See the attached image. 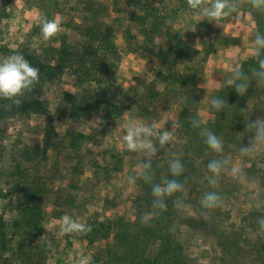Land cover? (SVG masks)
Wrapping results in <instances>:
<instances>
[{
  "label": "rangeland",
  "instance_id": "obj_1",
  "mask_svg": "<svg viewBox=\"0 0 264 264\" xmlns=\"http://www.w3.org/2000/svg\"><path fill=\"white\" fill-rule=\"evenodd\" d=\"M94 1L106 7L102 30L110 36L119 55V61L113 62L114 65L108 62L107 74L123 90L136 89L138 83L150 82L157 71L163 70L162 65L146 51H143L145 56H140L128 48L131 37H139L129 21L127 0ZM203 2L210 4L212 0ZM82 3L84 0H0V47L9 51L6 55L2 53L0 59L19 52L31 64H56L55 54H46L47 57L45 51H55L62 44L75 46L80 43L82 36L78 25L86 14ZM231 3L237 11L222 19L209 20L211 30L203 42L195 34L197 26L208 21L202 16L181 11L173 25V30L179 32L192 48L193 56L186 65L202 66V72L196 78L197 115L204 124L213 120L209 112L212 100L220 89L230 84L233 69L253 56L251 48L258 31L257 16L247 7ZM260 12L257 10L256 14ZM53 20L59 23V30L46 39L42 25ZM166 22L172 28V17ZM157 43L164 50L169 48L165 42L157 40ZM37 84L26 93L42 102L45 110L41 115L26 116L12 110V104L7 108L0 101V215L5 221L9 241V251L4 257L9 264H80L82 258H88L90 264H104L109 261L107 255L98 254L107 242L96 238L98 235L90 231L65 232L62 217L68 215L77 223L91 227L98 223L109 225L118 219L123 222L133 220V202L138 194H145L139 165L150 160L151 172H159L161 163H157V159L163 154L169 156L172 144L164 148L156 145L155 157L128 151L122 137L126 135L127 126L140 119L139 112L135 107L122 106L111 97L106 84L85 82L77 86L76 78L68 68L62 69L56 79ZM66 94L85 103H95V108L70 116L64 109ZM105 99L116 103L110 106L113 112L105 111ZM180 111V105L170 101L158 118L144 122L156 124L160 131L172 130L173 135L182 137L184 143L185 137L177 133V127L173 128ZM68 131L88 137L86 146H82L77 154L69 153L65 144H62L65 147L59 145ZM34 149L37 156L32 155ZM249 165L236 154L229 157L221 170L226 179L221 181L219 189L225 194L222 210L226 213L228 229H238L243 223L242 218L259 207V193L264 186L260 189L253 180L238 179ZM16 166L22 173H16ZM129 177H135L134 184L129 183ZM228 182L235 186L225 185ZM26 183L29 187H42L43 194L39 196L41 215L33 222L28 221L23 212L20 190ZM236 188L239 196L233 195ZM188 189L189 186L183 193ZM146 196H153L152 192ZM154 199L149 202L153 203ZM185 207L186 215L197 216L194 207ZM181 228L182 232L173 240L182 244L183 253L188 258L198 264H209L220 257V249L213 238Z\"/></svg>",
  "mask_w": 264,
  "mask_h": 264
},
{
  "label": "trees",
  "instance_id": "obj_2",
  "mask_svg": "<svg viewBox=\"0 0 264 264\" xmlns=\"http://www.w3.org/2000/svg\"><path fill=\"white\" fill-rule=\"evenodd\" d=\"M231 1L236 2L237 7L250 9L252 14L257 16L258 31L264 33V15H261L264 11L257 15V10L251 7V0ZM156 2L127 0V6L130 9L129 21L135 26L139 37V39L131 37L132 41L128 48L134 53H139L140 56H145L143 51H146L147 55L154 56L162 65L163 70L157 71L155 78L150 82L144 85L138 83L136 89L125 90L115 84L107 71L110 64L119 61V55L110 36L102 30L103 13L106 7L94 0H84L82 8L86 14L81 17L78 25L82 36L80 43L75 46L62 44L55 51H45V55L48 56L55 54L56 64L33 63V66L40 69V77L29 89L36 88L38 82L45 83L56 79L62 69L68 68L72 70L77 86L85 82L106 84L111 97L124 107H135L139 112V118L143 121L158 118L170 101L180 105L177 133L185 137V142H181L182 137L173 135L174 138L170 142L171 154L169 156L163 154L157 159V163H161L159 172H151L150 181L142 180L145 194H138L133 202L135 210L133 220L123 222L118 219L109 225L98 223L96 227L89 226L90 232L98 235L96 238L107 242L98 254L107 255L109 261L104 264H198L194 259L184 255L182 244L173 240L174 236L182 232V226L213 238L221 254L218 259L211 260L209 264H264V229L260 228L258 223L261 218H264V189H261L264 186V143L253 141L255 129L251 125L257 119L264 120V82L252 80L248 92L243 96L235 92L232 84L225 85L218 91L215 99L221 97L227 100L229 106L223 111H214L211 106L209 112L213 115V120L205 124L200 122L197 115L199 98L196 78L202 72V66L186 65L193 56L192 48L187 45L179 32L173 30L175 18L181 11L190 13L194 11L189 8L187 0H159L155 5ZM169 17H172V28L166 24ZM210 30V21H207L197 26L195 34L203 42L204 36ZM157 40L169 44V48L164 50ZM208 46L211 45L208 44ZM8 52L0 47V55L2 53L6 55ZM205 57L206 55L202 60ZM109 61L112 63L109 64ZM256 67L253 56L237 66L248 75ZM157 75L160 77L157 78ZM156 84L161 87V90ZM29 89L15 101L14 98H0V101L7 108L12 104L10 106L12 110L26 116L41 115L45 110L43 104L40 100L29 97L26 93ZM64 99V109L70 116L95 108V103H85L68 94ZM103 103L106 112H113L110 106H115L116 103L110 99H105ZM194 120L200 122L199 126H193ZM202 129L210 130L222 138L223 153H214L207 147L204 136L201 135ZM87 140L88 137L82 133L68 131L65 132L63 143L59 145L65 147L62 145L65 144V149L67 148L69 153L77 154L82 146H86ZM248 146L252 147V153H241L240 149ZM236 154L250 164L238 179L253 180L257 183L261 189L260 203L256 212L248 213L242 218L243 223L238 229H228L225 223L226 213L222 210L225 205V194L219 189L221 181L226 177L220 172L215 177L216 182L210 183L208 177L211 173L207 170V163L213 159H220L227 163L229 157ZM32 155L37 156L38 152L34 149ZM174 158H179L184 166V171L179 177H173L169 172V161ZM15 170L16 173H22L18 166ZM165 178L177 179L182 183L183 190L187 186L189 189L187 193L182 191L166 197V209L159 211L153 207L152 202H149L153 196L146 195L152 192L154 184H162ZM227 179L235 182L232 178ZM27 183L20 190L22 206L23 212L28 217L27 220L33 222L37 216L41 215L40 197L43 193L41 185H39L40 188L38 185L29 187ZM225 185L235 186L229 182ZM210 191L216 192L221 197L219 206L214 209H207L202 205L204 195ZM232 192L234 196H239L237 188ZM177 201L180 202L179 206ZM186 205L194 207L197 216L192 218L186 215ZM5 225L0 215V264H9L4 257L9 251ZM96 258L100 260L99 257Z\"/></svg>",
  "mask_w": 264,
  "mask_h": 264
},
{
  "label": "clouds",
  "instance_id": "obj_3",
  "mask_svg": "<svg viewBox=\"0 0 264 264\" xmlns=\"http://www.w3.org/2000/svg\"><path fill=\"white\" fill-rule=\"evenodd\" d=\"M188 6L194 13L202 16L204 20H218L229 16L237 11L231 0H212L210 4H205L203 0H187ZM253 10L264 11V0H251ZM59 23L56 21H46L42 25V32L45 38H49L59 30ZM251 52L256 61L257 67L250 75L245 74L238 68H234L231 78L228 81L235 88V92L243 96L248 92L252 80L264 82V33L257 31L253 41ZM40 69L33 66L23 54L17 52L0 59V98H16L29 89L39 80ZM227 100L217 97L212 100V110L223 111L228 107ZM199 121L194 120L193 126H199ZM255 129L254 139L258 143H264V120L257 119L251 123ZM179 127V123L173 124V128ZM201 135L204 136V143L214 153L221 154L224 151V141L214 132L202 129ZM155 138V139H154ZM173 132L157 129L156 124L146 123L141 119L135 120L127 126L126 135L122 137L125 148L130 152L142 153L146 157H155L157 152L156 145L164 148L173 140ZM241 153L251 154L252 147H243ZM226 161L213 159L207 163V170L211 175L208 177L210 183L216 182L217 177ZM140 176L145 181L151 180V161L144 160L139 165ZM184 171V166L179 158L169 161V172L173 177H179ZM129 183H135V177H129ZM183 191V185L177 179L165 178L162 184L152 186L153 206L160 209H166L165 198ZM221 197L214 191L207 192L202 201V205L207 209H214L219 206ZM177 205L180 202L177 201ZM259 206V205H257ZM260 228L264 229V218L259 221ZM63 230L65 232H87L90 227L85 224L77 223L70 216L62 217ZM80 264H90L88 258H82Z\"/></svg>",
  "mask_w": 264,
  "mask_h": 264
}]
</instances>
